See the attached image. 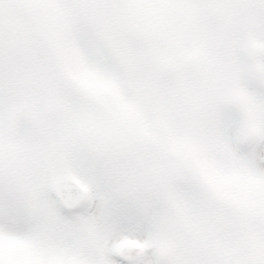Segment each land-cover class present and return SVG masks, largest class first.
Listing matches in <instances>:
<instances>
[{
	"label": "clouds",
	"instance_id": "1",
	"mask_svg": "<svg viewBox=\"0 0 264 264\" xmlns=\"http://www.w3.org/2000/svg\"><path fill=\"white\" fill-rule=\"evenodd\" d=\"M0 264H264V0H0Z\"/></svg>",
	"mask_w": 264,
	"mask_h": 264
}]
</instances>
